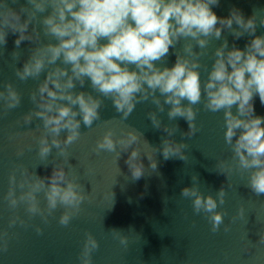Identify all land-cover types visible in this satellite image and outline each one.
Instances as JSON below:
<instances>
[{"label": "clouds", "instance_id": "1", "mask_svg": "<svg viewBox=\"0 0 264 264\" xmlns=\"http://www.w3.org/2000/svg\"><path fill=\"white\" fill-rule=\"evenodd\" d=\"M219 4L220 0H0V55L9 34L17 36L16 49L29 41V55L14 72L22 82L39 81L29 93L33 108L16 122L17 126L36 123L40 135H33L41 161H46L53 149L63 157L44 164L52 165L48 176L41 177L23 164H16L10 171L3 199L12 215L8 228L0 230V252L8 250V229L17 225L27 228L35 216L48 223V217L58 208L64 209L58 222L66 227L80 213L87 196L78 178L70 175L68 148L80 139L81 125L91 128L101 120L104 99L111 100L122 121L138 103L150 100L156 110L147 113L148 119L154 129L167 134L158 146L144 140L152 153L141 151L143 133L133 128H121L117 135L115 128L108 127L96 141V154L114 153L118 161L128 153L124 162L132 182L145 177L147 169L158 173L157 153L165 161L188 159L184 150L189 145L172 139L179 125L171 122L183 118L188 131L180 135L191 139L199 131L196 118L200 109L196 106L202 103L206 111L223 113L224 141L231 150L230 159L218 160L213 171L227 178V187L232 186L229 179L233 172L242 176L247 173L246 187L258 197L264 195V116L256 115L254 108L257 96L264 105V34L256 35L258 27L264 28V8L245 17L241 9L233 6L227 17H219L213 11V6ZM44 13L47 14L40 15ZM224 32L233 37L231 47ZM42 34L52 37L55 43H44ZM245 36L250 39L241 49L235 41ZM212 39L222 43L215 47L209 67L201 57ZM181 41L184 43L178 50ZM170 49L176 59L168 67ZM11 56L18 61L20 52L14 50ZM202 71L206 78L202 79ZM86 83L91 91L78 90L84 89ZM21 99L13 83L4 82L0 87L3 114L18 108ZM165 106L168 124L158 116L165 112ZM62 132H66L65 138ZM19 134L11 133L9 139ZM23 155L24 149L19 148L16 156ZM142 157L149 161L147 168ZM192 181L180 196L191 201L194 214L206 216L213 233L221 225L225 232L230 231V224L224 223L226 211L217 210L225 204L226 188L222 185L214 197L201 192L194 182L199 181L197 175L192 176ZM40 193L46 201L44 207ZM111 196L114 203L113 191ZM21 206L27 219L17 211ZM243 216L241 207L232 221ZM35 231L42 234L43 229L35 226ZM110 231L122 245H127L122 231ZM256 244H264V231L259 232L255 244L248 239L244 251L250 252ZM98 249L95 236L85 232L79 264H93V253Z\"/></svg>", "mask_w": 264, "mask_h": 264}, {"label": "water", "instance_id": "2", "mask_svg": "<svg viewBox=\"0 0 264 264\" xmlns=\"http://www.w3.org/2000/svg\"><path fill=\"white\" fill-rule=\"evenodd\" d=\"M25 2L26 0H20V3ZM233 6L241 9L245 17H248L254 10L264 8V0H220L218 7L213 6V11L219 17H227ZM261 34H264V28L258 27L256 35ZM222 35L228 38L231 47L233 42L231 34L224 32ZM16 38V35L9 34L3 55H0V87L4 82H11L22 98L21 105L8 111L6 115L0 107V230L8 228V220L12 215L3 197L8 190V176L13 167L16 164H23L43 177L50 175L52 171L51 164L47 167L44 164L54 158L57 161L63 159L53 149L48 159L41 161L37 155L34 138V135H40L36 123L25 127L17 126L16 122L22 120L23 115L33 108L29 93L37 87L39 81L29 79L22 82L15 76V67H22L23 61L29 55V48L32 47L29 41H24L19 49H16L14 44ZM42 39L44 43H55L50 36L42 34ZM248 39L250 37L245 36L235 43L237 47L243 49ZM183 43L184 41H181L177 45L178 50L182 49ZM220 43L222 40L210 41L206 54L201 57L202 63L211 66L212 53ZM14 50L20 52L18 61L11 56ZM175 59L170 49L167 66L171 67ZM206 75L202 71V79L206 78ZM42 79L44 75L41 76ZM78 90L91 91L88 83L84 89ZM196 107L200 109L196 118L199 131L191 139L182 138L180 135V132L188 131V124L183 118L171 122L179 125V131L172 139L177 142L183 140L189 145V148L184 150L188 159L165 161L163 156L157 153L155 159L158 161V173L147 169L145 177L132 182L124 162L128 153H123L118 161L114 153L96 154L93 151L96 141L103 136L108 127L115 128L117 135L121 128H133L143 133L140 141L141 151L152 153L153 149L144 140L152 146H158L161 137L167 134L152 127L147 113L155 111L156 108L150 100L138 103L128 119L122 121L111 100L104 99V106L100 110L101 120L95 122L91 128L81 125L80 139L68 148L69 163L73 167L69 168L70 175L78 178L87 196L81 205L80 213L66 227L58 222L64 211L63 208H58L48 217V223L35 216L27 228L17 225L8 229L10 234L8 250L0 252V264H79L78 255L85 232H91L99 242V249L93 253V264H128L210 232L211 225L206 216L194 214L191 201L180 196L184 187L192 186V176L195 175L199 181L194 182L199 184L201 192L205 195L211 194L215 197L222 185L226 188L225 204L217 209L226 211L225 224L264 210V195L258 197L246 187L247 173L242 176L238 172H233L229 179L232 186L227 187V178L213 171L218 160L231 157V150L224 141L223 113L206 111L202 103ZM167 108L168 106H165L164 113H158L164 124L170 123ZM254 108L256 115L264 116V105H261L258 96L254 100ZM235 111L234 106L233 112ZM105 121L109 123L106 124ZM14 132L20 134L9 139V135ZM61 137L65 138L66 132H62ZM29 145L32 146L31 149ZM19 148L24 149L22 157L16 156ZM142 159L147 168L149 166L147 157ZM111 191L115 193L114 203ZM39 199L41 207H44L46 201L43 193L39 194ZM241 207L244 209V216L232 221V217ZM17 211L27 219L22 206ZM35 226L43 229L42 234L36 233ZM112 229L122 231L121 235L127 237V245L120 243L119 238L110 231Z\"/></svg>", "mask_w": 264, "mask_h": 264}]
</instances>
